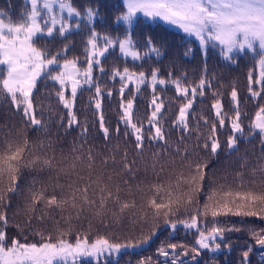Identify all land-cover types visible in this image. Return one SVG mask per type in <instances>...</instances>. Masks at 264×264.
<instances>
[{"label":"snow or ice","instance_id":"snow-or-ice-1","mask_svg":"<svg viewBox=\"0 0 264 264\" xmlns=\"http://www.w3.org/2000/svg\"><path fill=\"white\" fill-rule=\"evenodd\" d=\"M26 2L30 7L19 22L11 18L6 21V14L0 12V102L10 105L33 131L47 134L48 125L38 118V112L40 117L45 112V106L35 96L38 82L50 81L58 86L55 98L67 111V119L61 116L59 125L68 129L81 126L76 101L78 94L87 90L92 93L88 103L98 114L105 145L111 144L113 134L117 143L106 147L107 155L96 152L86 143L85 120L80 132L82 142H74L70 154L58 159L54 152L47 151L54 146L51 139L47 144L43 140L36 143L23 129L14 134L8 131L0 140V264H81L88 259L93 264H108L109 258L118 264L123 252L143 249L162 229L173 236L180 228L196 232L194 246L162 242L156 255L163 261L149 256L138 264H184V257L194 261L204 250L216 253L226 232L241 230L235 225L222 226L221 218L251 217L264 222V103L258 104L245 133L243 117L247 114L241 110L238 89L233 86L230 90L229 115L223 93L213 89L207 77L206 64L195 84H185L186 74L173 77L169 71L168 78H164L159 68L153 67L150 73L135 71L127 63L122 68L113 66L109 72L102 63L106 54L117 48L126 62L160 58L161 51L150 37L143 52L133 37L141 18L159 20L195 38L205 58L209 48L218 50L223 60L232 63L238 62L234 57L239 54H251L259 73L254 80L249 71L247 91L253 99H264V0H122L124 10L114 16L113 23L122 24L125 31L123 36L115 37L96 30L97 20L103 21L98 6L87 5L81 11L73 0ZM84 28L88 34L83 60L75 55L69 57L74 47L71 41L56 51L38 46L41 38L56 35L67 39ZM105 75L111 83L119 81L116 92L121 111L111 131L102 112L103 97L113 96V89L102 83ZM253 84H259L260 90H255ZM169 85L178 101L170 127L165 125V118L174 101L162 94ZM145 86L151 91L146 120L135 116L136 96ZM205 89H210L213 96L211 121L202 112L197 115L194 109L197 98L206 97ZM126 92L130 93L128 98ZM47 110L51 111V105ZM226 122L231 131L227 148L238 150L241 138L250 142L258 135L260 156L251 166L250 179L245 180L244 172L239 171L231 181L225 176L222 182L214 180L209 184L208 161L199 155V150L212 156L218 154L222 147L218 129L224 128ZM121 125L125 139L132 138L131 157L128 148L119 143ZM172 131L179 133L175 141L171 139ZM154 146L156 150L152 151ZM241 159V167H247V159ZM140 166L145 179L136 182ZM25 170L53 173L47 183L32 180L23 207L17 210L23 213L29 234L36 237L32 241L19 224H10L7 211L10 197L19 192ZM83 220L88 221L86 231L74 224ZM33 221L39 225L50 221L52 226L48 230L34 228ZM93 222L105 231L97 229L89 239ZM125 225L127 234L123 238L111 231ZM9 227H15L20 234L9 236ZM247 231L254 245L264 249V228L250 227ZM252 252L250 244L242 253V264H249ZM259 256L264 264V251Z\"/></svg>","mask_w":264,"mask_h":264},{"label":"trees","instance_id":"trees-1","mask_svg":"<svg viewBox=\"0 0 264 264\" xmlns=\"http://www.w3.org/2000/svg\"><path fill=\"white\" fill-rule=\"evenodd\" d=\"M74 5L78 7L81 11L85 6L90 5L93 7L98 6L100 10V16L103 17V21L97 20L95 27L98 32L110 34L112 36H123L124 27L122 24H114L113 18L120 11H123L122 0H73ZM30 5L26 0H0V12H4L6 15L4 19L7 21L9 18L13 22H19L23 17L22 13L25 12ZM88 34V29L84 28L82 31H74L72 34L67 36V39L60 38L54 35L53 38H41L37 41L38 46H44L49 51H56L62 47L64 43L72 42L74 47L68 53L69 57L75 55L79 56L81 60L84 59V47L85 39ZM133 37L137 41V47L141 52L146 50L147 39L150 37L152 42L161 51L160 58H145L142 62H134L130 59L126 62L122 57H120L118 48L112 50L106 57L102 60L106 70H111L113 66L123 67L125 63L127 66L135 71H145L150 73L153 67L160 69V74L164 78H168V73L171 71L173 77H182V74L187 75V79L184 81L185 84H195L200 76L204 73L205 64L207 67V77L212 80V88L219 89L223 93V102L225 111L232 114V105L229 99V93L233 86H235L240 95L241 110L247 115L243 117V123L245 124V133L248 131V121L254 116L257 110L258 104L264 103V99H253L248 93V80L247 75L249 71L253 72V79L258 78L259 68L255 64L251 54H239L234 57L238 62L232 63L223 60L218 50L209 48L207 57L202 54L199 43L195 38L187 37L182 31L172 25L166 24L162 21H150L141 18L139 23L133 32ZM191 50V51H189ZM187 53V54H186ZM142 65V66H141ZM98 75V73H97ZM102 83L106 88L113 89V96L109 98L107 95L103 97L102 100V112L105 117L106 126L109 127L110 131L114 130L119 122L120 108H119V95L116 89L119 87V81L111 83L108 81V76L105 75L102 78ZM255 90H260L259 84H253ZM37 92L35 93L36 99L43 103L45 106V112L42 118L48 125V132L45 134L40 130L33 131L30 127L23 123V118L21 115L16 114L12 111L10 105L4 102H0V140H2L8 133V131L13 132V134L20 129H23L30 141L38 143L43 140L45 144L51 139L54 141V146L52 149H47L49 154L55 153L59 159L61 155L68 156L71 151L72 144L75 142L77 144L81 143L80 132L84 125L85 120H87V138L86 143L92 145L94 150L102 155H107L106 147H111L112 144L117 143L115 134L111 138V144L105 145L104 137L101 133L98 123V114L94 110V107L88 103L89 97L92 95L91 92L84 90L82 93L78 94L76 101V114L80 120V127H72L68 129L66 127H61L59 125V118L63 116L65 120L67 119V111L59 105L55 98V91L58 90V86L50 81L41 80L37 85ZM157 91H161L158 86ZM206 97H198L194 109L197 115L201 112L204 116L208 117L209 121L214 119L211 110V101L213 96L210 89H205ZM162 94L168 98L172 99L174 102L171 105L172 111L166 113L165 125H171V120L174 118L175 111L177 109L178 101H176L174 88L169 85L166 90H163ZM126 98L130 96V93L126 92ZM264 96V93H262ZM151 99V91L145 86L142 88L140 94L136 96V110L135 116L137 118L145 119L149 114V101ZM51 105V111L47 110V106ZM203 128V125H202ZM124 128L121 125V135L119 137V143L121 147H127L129 150L130 157L134 155L132 143V138L128 137L125 139L123 136ZM179 135L178 132L172 131L171 139L176 140ZM218 135L221 142V150L217 155L212 156L203 150H199V155L204 157L208 161V177L207 181L210 184L212 181H223V177L228 176L229 180H233L235 173L239 171L244 172L245 180L251 178V166L255 165L257 158L260 156V145L259 136L257 135L255 139H251L250 142L241 138L239 141L238 150L230 151L227 148V137L231 135L230 128L226 126L224 128L218 129ZM156 147L152 148L155 151ZM175 155V153H173ZM242 157H245L248 161V166L242 168L243 163ZM118 170V169H117ZM53 173L47 170H33L24 171L21 177L19 192L17 195L10 197L11 207L8 208V216L10 224H19L21 228L25 230V235L28 236V240L32 241L36 237L34 233L29 234L28 226L26 224L25 217L22 212H18V208H22L23 204L28 196V189L31 185L33 179L37 181L48 182L49 177ZM127 178V177H125ZM148 178L151 179V173L148 174ZM145 179V174L143 172V166H140V171L137 174L136 182ZM130 182H132L130 180ZM207 186V185H206ZM15 214V215H14ZM92 230V235L89 239L96 234V230L99 229L100 232L105 230L100 227V225L95 222ZM222 226L231 227L235 225L240 228V231H228L221 243V249L216 253H212L208 250L202 251L201 255L197 257L196 260H192L191 257H184V264H242V253L247 250V246L253 245V252L249 256V264H262L259 253L264 251V249H258L254 245V241L247 231L250 227H255L257 229L264 228V222L257 218L251 217H223L221 218ZM77 228L80 230H87V220L82 222H75ZM51 222L45 221L44 225L36 224L33 221L32 227L34 228H45L48 230L51 228ZM117 236L123 238L127 234V225L120 229H111ZM9 236H18L20 233L15 227H9ZM196 232L185 231L184 229H178L173 236H169V231L167 229H162L156 237L146 245L143 249H137L134 252H123L118 258V264H138V262L146 257L151 256L153 260L160 259L163 261V257H157L156 249L163 243H184L189 246L195 245ZM74 239V236L72 237ZM230 245V248L227 247ZM81 264H93V262L88 260H82ZM108 264H113V258L108 259Z\"/></svg>","mask_w":264,"mask_h":264},{"label":"water","instance_id":"water-1","mask_svg":"<svg viewBox=\"0 0 264 264\" xmlns=\"http://www.w3.org/2000/svg\"><path fill=\"white\" fill-rule=\"evenodd\" d=\"M258 249H260L259 247H257Z\"/></svg>","mask_w":264,"mask_h":264},{"label":"rangeland","instance_id":"rangeland-1","mask_svg":"<svg viewBox=\"0 0 264 264\" xmlns=\"http://www.w3.org/2000/svg\"><path fill=\"white\" fill-rule=\"evenodd\" d=\"M177 28V27H176ZM91 260V259H90Z\"/></svg>","mask_w":264,"mask_h":264}]
</instances>
